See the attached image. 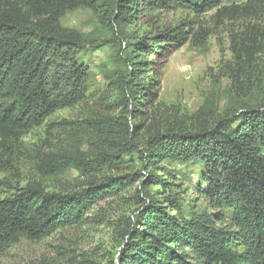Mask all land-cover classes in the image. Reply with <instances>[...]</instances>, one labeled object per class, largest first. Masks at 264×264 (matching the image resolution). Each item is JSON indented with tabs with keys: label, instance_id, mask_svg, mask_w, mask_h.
<instances>
[{
	"label": "trees",
	"instance_id": "1",
	"mask_svg": "<svg viewBox=\"0 0 264 264\" xmlns=\"http://www.w3.org/2000/svg\"><path fill=\"white\" fill-rule=\"evenodd\" d=\"M222 3L0 0V134L5 140L23 135L85 98L90 67L81 57L82 35L61 23L67 11L86 6L105 23L129 32L139 23H149L143 20L147 11L185 7L201 15ZM188 33L177 25L155 29L150 35L125 36L127 70L115 80L124 116L145 120L142 112L154 96L152 57L183 45ZM205 113L203 109L195 116L198 124L150 125L146 163L155 170L153 181L160 179L157 171L163 162L200 165L197 204L186 216L184 203L173 197L164 201L149 197L136 225L125 230L127 240L115 264H264V105L215 118ZM141 125L135 124L136 133ZM125 133L128 137L130 129ZM167 171L176 179L172 168ZM115 179H106L103 192L96 183L74 192L47 191L40 184H30L13 198L1 199L0 253L24 236L42 240L60 228L83 223L99 199L122 184L120 178L114 183ZM168 182L175 183L161 184Z\"/></svg>",
	"mask_w": 264,
	"mask_h": 264
},
{
	"label": "rangeland",
	"instance_id": "2",
	"mask_svg": "<svg viewBox=\"0 0 264 264\" xmlns=\"http://www.w3.org/2000/svg\"><path fill=\"white\" fill-rule=\"evenodd\" d=\"M143 20L149 23L128 32L86 6L61 18L64 27L83 37L81 57L90 67L86 96L23 135L5 140L0 134V200L30 184L61 192L90 183L102 191L107 178L116 177L114 183L120 178L122 184L101 197L83 223L42 240L24 236L0 253V264H115L127 240L125 230L136 225L149 197H173L184 203L186 216L197 204L200 165L163 162L160 179L153 181L155 170L146 163L150 125L198 124L195 116L203 109L215 118L264 105V0H223L201 15L185 7L161 8L147 11ZM177 25L189 31V39L152 57L154 96L142 112L145 120L124 116L115 80L127 70L125 36ZM136 123L142 124L137 133ZM169 180L175 183L161 184Z\"/></svg>",
	"mask_w": 264,
	"mask_h": 264
}]
</instances>
